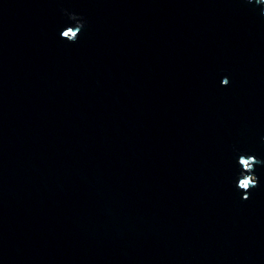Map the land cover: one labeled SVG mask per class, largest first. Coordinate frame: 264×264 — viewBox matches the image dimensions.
<instances>
[{"label": "water", "instance_id": "95a60500", "mask_svg": "<svg viewBox=\"0 0 264 264\" xmlns=\"http://www.w3.org/2000/svg\"><path fill=\"white\" fill-rule=\"evenodd\" d=\"M262 9L0 0V264H264Z\"/></svg>", "mask_w": 264, "mask_h": 264}, {"label": "clouds", "instance_id": "9594fccd", "mask_svg": "<svg viewBox=\"0 0 264 264\" xmlns=\"http://www.w3.org/2000/svg\"><path fill=\"white\" fill-rule=\"evenodd\" d=\"M247 2L252 3L253 0H247ZM255 3L257 5H264V0H255ZM63 11L68 17L69 23L64 27V30L60 32V37L68 43H75L79 40L80 33L85 27V21L83 17L76 13L68 12L67 9ZM261 15H264V9L261 10ZM228 84V78H224L222 80V85L227 86ZM237 163L240 166L241 171L239 173L236 187L244 193L243 199L247 200L250 198L251 190L259 184L258 176L255 174V167L264 164V161L258 159L255 155L241 153Z\"/></svg>", "mask_w": 264, "mask_h": 264}]
</instances>
